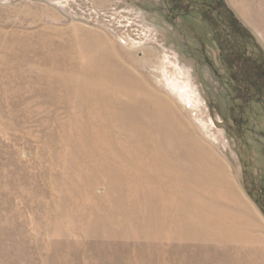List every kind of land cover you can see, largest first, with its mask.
<instances>
[{
  "label": "rangeland",
  "instance_id": "1",
  "mask_svg": "<svg viewBox=\"0 0 264 264\" xmlns=\"http://www.w3.org/2000/svg\"><path fill=\"white\" fill-rule=\"evenodd\" d=\"M264 64V0H225ZM201 11L0 0V264H264V95Z\"/></svg>",
  "mask_w": 264,
  "mask_h": 264
},
{
  "label": "trees",
  "instance_id": "2",
  "mask_svg": "<svg viewBox=\"0 0 264 264\" xmlns=\"http://www.w3.org/2000/svg\"><path fill=\"white\" fill-rule=\"evenodd\" d=\"M179 15H188L199 10L211 24L216 36L227 52V62L235 82L238 99L254 100L257 94L264 95V64L235 47L232 34L251 36L234 10L225 0H170Z\"/></svg>",
  "mask_w": 264,
  "mask_h": 264
}]
</instances>
